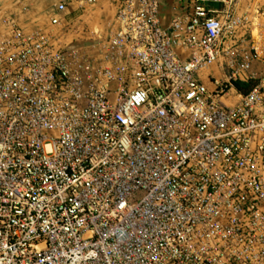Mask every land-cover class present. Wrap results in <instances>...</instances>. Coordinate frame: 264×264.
<instances>
[{"label":"built area","instance_id":"built-area-1","mask_svg":"<svg viewBox=\"0 0 264 264\" xmlns=\"http://www.w3.org/2000/svg\"><path fill=\"white\" fill-rule=\"evenodd\" d=\"M0 264H264V0L0 7Z\"/></svg>","mask_w":264,"mask_h":264},{"label":"crops","instance_id":"crops-1","mask_svg":"<svg viewBox=\"0 0 264 264\" xmlns=\"http://www.w3.org/2000/svg\"><path fill=\"white\" fill-rule=\"evenodd\" d=\"M11 0H0V7H7Z\"/></svg>","mask_w":264,"mask_h":264}]
</instances>
